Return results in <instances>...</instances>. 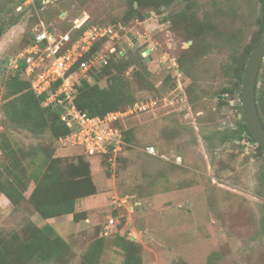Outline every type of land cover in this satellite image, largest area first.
Segmentation results:
<instances>
[{
	"label": "rangeland",
	"instance_id": "rangeland-1",
	"mask_svg": "<svg viewBox=\"0 0 264 264\" xmlns=\"http://www.w3.org/2000/svg\"><path fill=\"white\" fill-rule=\"evenodd\" d=\"M134 7L139 16L129 18ZM134 7L130 0H14L0 16V192L13 174L28 183L15 202L14 190L0 193V264H124L127 241L135 242L131 251L140 264H264V151L247 134L226 138L243 120L232 73L235 58L257 40L260 1ZM85 15L122 23L117 48L128 56L124 70L108 67L90 82L113 87L117 75L125 84L121 108L149 104L147 111L116 121L127 142L110 166L49 129L16 126L4 109L11 61L38 23L63 27ZM258 85L260 92L264 61ZM55 157L68 194L85 161L98 195L90 203L79 200L77 223L64 221L63 251L47 255L43 249L28 259L20 248L35 229L48 234L47 223L59 226L46 222L30 198L35 184L29 174L50 168Z\"/></svg>",
	"mask_w": 264,
	"mask_h": 264
},
{
	"label": "trees",
	"instance_id": "trees-1",
	"mask_svg": "<svg viewBox=\"0 0 264 264\" xmlns=\"http://www.w3.org/2000/svg\"><path fill=\"white\" fill-rule=\"evenodd\" d=\"M130 1L133 3V7L135 3L142 6L153 5L159 7L164 4H169L174 0ZM259 1L261 3V14L258 17L257 40L249 47V49L235 58V64L233 67L232 76L234 78V83L232 91L237 92L240 97L247 60L255 45L264 36V0ZM148 14V12L144 13V15ZM138 16L139 10L135 7L128 13L129 18H137ZM93 23L99 22H96L89 17L84 23L82 30ZM70 25L60 27L66 30ZM4 31L5 26L0 23V36L4 33ZM32 37L33 32L31 33L29 41L26 45L31 42ZM101 44H103V42L98 43L94 49H98ZM127 57L128 56L126 54L120 57H111L107 65L91 70V77H93V74L95 73H102L103 71H106L108 67H111L113 70L118 69V71L124 70V68L127 67V64H124L123 62H125ZM119 60L122 62H119ZM25 67L26 63L21 62L18 68H11L13 70L12 76L5 83V87L8 91L6 96L7 101L4 108L6 115L18 127L26 128L36 133H41L42 131L49 129L55 138L66 137L70 133V128L61 119V114L64 111L63 105L60 103L44 105V96L37 95L32 89L31 81L24 73ZM91 77L82 78L80 85L77 87L76 105L82 112H85L92 117H104L109 112L125 111L128 109L130 105L126 106L125 109L120 106L123 101L125 84H123L119 76L112 75L114 86L108 88L101 87L98 83L92 84L90 82ZM257 105L264 124V88L262 87V91L259 92V85L257 87ZM244 134L249 135V137L257 143L258 147L264 151V147H262L250 133L247 125L245 124L244 118L238 123L237 128L233 129L231 134L227 135L226 138H241ZM123 137L125 142H127L124 134ZM0 146L3 155V133ZM121 153L122 152L118 154L117 159L122 158ZM14 156L16 155L14 154ZM112 156V153H108L103 155L102 159L110 166L112 164L110 157ZM52 161L53 163L50 168L40 167L38 170L32 171L29 174L30 179L35 184L30 196L32 203L39 214L45 219L74 213V219L78 220V212H76L77 200L97 192V188L93 180L91 165L85 161L81 162L83 168L79 171L78 176L76 177L75 190L71 194H68L63 187L66 183V175L63 167L61 166L60 159L55 157L52 158ZM21 180L22 179L18 175L13 174V178L10 180L8 187H5L0 193L8 194L11 190H14L13 195L11 196V201H17L19 198L18 196H23L24 192L28 188V183L24 184ZM45 226H47L46 230L48 231V234L47 232L44 233V231H41L43 230L42 228L37 227L34 231L35 237L21 246L20 255L22 257L32 259L36 255L42 256L44 254L43 249H45L47 255H55L63 251L64 246H67L68 242L66 239L57 232L53 225L47 223ZM132 244H135V242L127 241L125 244L126 258L124 264L141 263L140 257L131 251Z\"/></svg>",
	"mask_w": 264,
	"mask_h": 264
},
{
	"label": "built area",
	"instance_id": "built-area-1",
	"mask_svg": "<svg viewBox=\"0 0 264 264\" xmlns=\"http://www.w3.org/2000/svg\"><path fill=\"white\" fill-rule=\"evenodd\" d=\"M88 18L89 15H85L75 19L66 30L41 20L31 42L14 56L10 68H18L25 62L24 73L35 93L44 96V105H63L61 119L70 128L67 140L81 147L87 156L112 153L110 160L115 163L126 144L116 121L125 115L147 111L149 104L135 103L125 111H112L104 117L89 116L77 107V87L81 79L90 78L91 70L107 65L111 57L125 55L117 48L124 25L93 23L82 30ZM100 42L103 44L94 49ZM147 151L157 153L154 146H148ZM181 160L182 157L177 156L175 162Z\"/></svg>",
	"mask_w": 264,
	"mask_h": 264
},
{
	"label": "water",
	"instance_id": "water-1",
	"mask_svg": "<svg viewBox=\"0 0 264 264\" xmlns=\"http://www.w3.org/2000/svg\"><path fill=\"white\" fill-rule=\"evenodd\" d=\"M13 1L14 0H0V15ZM263 61L264 36L255 45L249 55L244 70L241 91L242 116L250 133L262 147H264V124L257 105V87L259 71Z\"/></svg>",
	"mask_w": 264,
	"mask_h": 264
},
{
	"label": "crops",
	"instance_id": "crops-1",
	"mask_svg": "<svg viewBox=\"0 0 264 264\" xmlns=\"http://www.w3.org/2000/svg\"><path fill=\"white\" fill-rule=\"evenodd\" d=\"M92 168V167H91ZM92 175H93V180H94V183H95V185H96V188L97 189H99V186L97 185V183H96V181H95V178H94V171H93V168H92ZM97 196L98 194H97V192L95 193V194H92V195H90V196H86V197H84L83 199L82 198H80V199H82V204L84 203V202H86V203H90V202H93V200L95 199L94 198V196ZM80 199H78L77 200V202H76V212H81V211H79L80 209H79V204H81V202L79 203V200ZM87 199V200H86ZM77 204H78V207H77ZM81 208V207H80ZM84 211H87V210H84ZM42 217V216H41ZM43 218V217H42ZM44 220H46V222H51L50 220H55L56 222H57V225H59V226H55L56 227V229L58 230V232L64 237V238H66V234H64V232H62V229H64V227H63V223H64V221L65 222H71V224L73 223H77V221H76V219H74V213H68V214H64V215H60V216H55V217H51V218H43ZM88 219V218H87ZM79 221V220H78ZM61 231V232H60Z\"/></svg>",
	"mask_w": 264,
	"mask_h": 264
}]
</instances>
